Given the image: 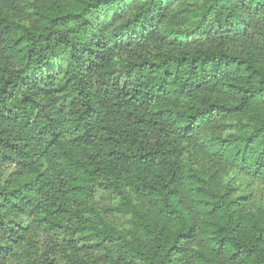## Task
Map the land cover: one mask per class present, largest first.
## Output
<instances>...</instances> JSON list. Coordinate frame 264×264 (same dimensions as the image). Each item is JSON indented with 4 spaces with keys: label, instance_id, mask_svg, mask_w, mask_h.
<instances>
[{
    "label": "trees",
    "instance_id": "1",
    "mask_svg": "<svg viewBox=\"0 0 264 264\" xmlns=\"http://www.w3.org/2000/svg\"><path fill=\"white\" fill-rule=\"evenodd\" d=\"M0 264H264V0H0Z\"/></svg>",
    "mask_w": 264,
    "mask_h": 264
}]
</instances>
